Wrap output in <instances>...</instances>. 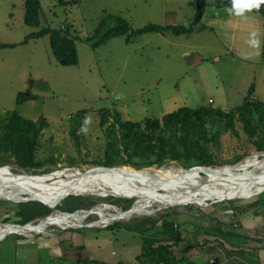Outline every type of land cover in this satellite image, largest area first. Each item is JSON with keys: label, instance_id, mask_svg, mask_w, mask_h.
Listing matches in <instances>:
<instances>
[{"label": "rangeland", "instance_id": "obj_1", "mask_svg": "<svg viewBox=\"0 0 264 264\" xmlns=\"http://www.w3.org/2000/svg\"><path fill=\"white\" fill-rule=\"evenodd\" d=\"M25 1L0 0V44H17L15 47L0 49V129L15 110L33 121L46 117L50 127L44 130L41 137L38 160L49 161L55 158L56 161L31 171L34 174L29 177L21 173L27 171L16 164L14 157L7 156L0 159V169H3L1 174H13L19 178L49 184L103 172L94 170L93 162L103 156L107 144L106 134L100 126L101 110L105 108L118 110L124 120L143 122L149 117L162 118L182 107L198 109L212 106L228 112L242 105L250 96L251 90L253 100L264 102V16L259 11L253 10L246 17H239V20H244L249 26L239 24L238 34L234 31L236 16L230 28L227 27L228 24L225 25L227 15L224 13L229 8L209 5L194 32L180 35L171 32L147 33L132 37L121 35L93 48L86 38L94 35L101 21L109 15L127 19L133 29L143 28L151 23L189 27L196 18L198 0H66V4H60V0H41L43 19L38 27L25 24ZM221 10H224L223 13ZM47 26L66 30L70 37L76 38L78 65H60L52 52L48 35L21 44L26 36ZM252 32L258 34V50L250 48L247 43ZM244 43H247L246 46ZM21 92L37 94L39 99L18 105L17 98ZM211 99L214 100L213 103ZM82 111L86 112L80 113ZM86 118L91 123L87 133L78 131L81 135V144L78 146L73 132L81 128ZM238 128L242 137L226 132L221 136L220 146H210L220 163L231 160L246 150L248 153L244 159L257 153L247 140L241 125ZM72 157L77 158L78 164L70 165ZM262 163L264 157L253 156L240 166L222 169L210 178L237 170L246 174L255 171ZM164 166L177 170L183 176L198 175L200 179L207 178L201 175L216 170V166H189L184 169L177 161L168 162ZM125 170L132 168L126 166ZM85 172L89 173L84 175ZM34 176L50 177L35 179ZM123 176L118 171L109 170L100 177L92 176L96 179L84 180L82 183L116 180ZM184 184L196 186L192 183L167 182L154 178L137 189L126 183L129 189L116 194L101 190L95 195H85L64 190L53 192L63 195L61 200H56V205L43 202L41 198L44 195L38 197L32 190L25 191L20 197L9 196L7 192L20 191L21 188L16 183H8L5 192L0 191V229H7L0 231V264H49L44 260L45 251L40 249L51 244L52 238L46 234H62L72 237L74 241L73 243L69 237L59 238L60 246L54 248L53 252L50 251L55 256V264H92L94 260L89 257L92 253L97 255L99 252L98 258L103 260L102 264L107 262L108 255L114 251L119 255L113 257L119 258L124 249L121 248L123 235L130 236L131 233L119 226L109 227L107 223L120 217L121 210L129 209L136 200L138 203L135 214L119 221L131 223L135 218H159L167 214L177 223L192 218L209 219L216 214L228 213L229 216L232 214L229 211L232 207L242 204L244 209L241 212H246L247 205L264 196V191L251 196H236L238 193H233L226 197L215 196L213 199L218 201L213 202L212 199L199 195L198 188H181ZM223 184L226 182L212 181L213 186H224ZM255 184L258 182L250 183L239 191L251 189ZM184 191L192 195L183 198L181 192ZM174 195H178V198H173ZM70 196H83L86 202H96L92 209L79 211L96 209L98 214L86 216V213L81 212L66 219V225L51 223L46 228L37 227L36 230H31L28 226L18 229L2 224L13 223L14 219L5 221L9 217L19 219L18 213H23L22 218L25 220L33 218L30 221L33 224L45 222L46 220L39 222V219L54 213L49 221L55 223V211ZM126 199L133 200L127 209ZM159 199H163V202ZM221 199L226 200L220 201ZM166 200L173 202L168 204L164 202ZM113 205L118 207V211L114 210ZM178 214L183 216V220H179ZM73 218L81 221L69 224ZM89 224L94 225L88 226ZM74 225L82 227H67ZM30 233L31 237L28 235ZM5 235L7 236L3 238ZM133 236L140 243L141 238L149 234L136 232ZM127 247L128 252L133 249Z\"/></svg>", "mask_w": 264, "mask_h": 264}, {"label": "trees", "instance_id": "obj_2", "mask_svg": "<svg viewBox=\"0 0 264 264\" xmlns=\"http://www.w3.org/2000/svg\"><path fill=\"white\" fill-rule=\"evenodd\" d=\"M68 3L60 0V4ZM214 5L220 8H230V0H198L196 18L189 26L184 25H157L148 24L143 28L133 29L130 22L118 15H109L104 18L94 35L86 38V41L93 48H97L107 43L113 37L121 35L147 34V33H167L176 35L194 32L201 23L207 7ZM259 13L264 16V5ZM43 19V6L41 0L25 1V24L31 27L41 25ZM66 30L43 27L37 32L26 36L21 44L28 43L31 39H38L48 35L50 46L57 62L62 66H75L79 64V54L76 38L70 37ZM17 44H0V49L5 47H15ZM253 90L245 102L230 111H223L212 106H203L198 109L182 107L177 111L165 114L162 118L149 117L143 122L124 120L122 113L118 110L108 108L101 110L100 126L107 137V144L103 156L94 161V170H101L110 167H117L125 170L130 166L132 170H144L150 172L160 169L166 163L177 161L184 169L189 166H218L223 164H237L242 161L243 154H238L231 160L220 163L216 159L215 151L210 150L212 144L220 146L221 136L226 132L242 137V131L247 135V140L253 145L257 152L264 151V102L252 99ZM39 99V95L21 92L17 98V104ZM82 111L80 113H84ZM50 127V122L42 116L38 121H33L22 116L18 111L10 113L0 132V159L12 156L16 164L27 172L38 170L48 162H55V158L49 161L38 160V150L41 137L46 128ZM78 128L73 135L77 145L80 146L81 135ZM247 146V145H246ZM82 152V150H80ZM80 152V153H81ZM78 164L76 157H72L70 165ZM144 168V169H142ZM21 172L26 175L34 173ZM263 187L260 189L262 190ZM259 190V191H260ZM58 192L46 191L44 193ZM239 192V191H238ZM252 195V194H251ZM250 196V195H249ZM235 197V196H233ZM63 195L51 193L41 199L49 204H56V200H61ZM263 197H259L250 207L256 208L261 204ZM129 208L133 200L126 199ZM96 202H86L83 196H70L64 201V205L59 209L75 213L81 209H92ZM56 216L64 214L55 213ZM179 220L183 216L178 214ZM16 218H6V222L13 220V223L24 225L34 220H25L23 213H18ZM119 226L129 232H139L144 235L142 252L138 256L146 264H184L186 260L175 256L173 245L182 240V231L179 229L176 220L170 214L159 218L144 217L132 219L131 223L116 221L109 227ZM74 231V230H71ZM76 231V230H75ZM82 231V230H80ZM44 233V232H42ZM53 238L56 243L59 236L46 234ZM31 237V233L29 234ZM172 243V244H170ZM30 247V246H28Z\"/></svg>", "mask_w": 264, "mask_h": 264}, {"label": "crops", "instance_id": "obj_3", "mask_svg": "<svg viewBox=\"0 0 264 264\" xmlns=\"http://www.w3.org/2000/svg\"><path fill=\"white\" fill-rule=\"evenodd\" d=\"M221 11L223 13L224 10ZM224 14L227 15V19L224 21L225 25L228 24L227 27L230 28L234 15H230L228 10ZM243 22L244 20H239V17H236L234 23L236 34L240 31L238 28L239 24L249 26ZM246 44L244 43L245 46ZM239 47L242 46L239 45ZM258 184L251 187V189L236 192L238 193L236 196L251 195L258 192L263 187L264 181H260ZM250 205H247L246 212H241L244 206L238 204L229 210L232 211L229 216L227 215L228 213L225 215L216 214L209 219L192 218V220L185 219L177 223L182 231V240L178 244L173 245L175 256L179 259L183 258V261L186 260L184 264H264V198L258 207L251 208ZM130 233V236L123 235L121 248L124 249L121 252V257H113L114 255H119L114 251L111 255H108L107 262H104L105 264H146L144 262L145 259L138 258L142 252L143 238L138 243L137 240L139 239L133 236V233L136 232ZM68 237L72 238L62 234L59 235L60 240ZM72 242L74 243L73 238ZM55 244L52 238L50 245L40 248L42 252L45 251L44 260L49 264L56 263L53 261L55 256L50 254V251L53 252L54 248L60 246L59 242L57 245ZM127 246L133 249L128 252ZM94 254L92 253L89 257L90 260L92 258L94 260L92 264H102L103 260L101 261L98 258L100 252L97 255Z\"/></svg>", "mask_w": 264, "mask_h": 264}, {"label": "bare ground", "instance_id": "obj_4", "mask_svg": "<svg viewBox=\"0 0 264 264\" xmlns=\"http://www.w3.org/2000/svg\"><path fill=\"white\" fill-rule=\"evenodd\" d=\"M253 156L264 157V154L255 153L237 165L223 166L221 168H218V169L212 171L210 174L201 175V177L202 176L207 177V178H203V179H200L198 177V175L183 176L177 170L166 168V166H164L163 168L161 167L162 169H160V170L156 169V170H153L150 172H146L144 170L116 169L119 173L124 174V176L121 177L120 179L118 178L116 180L96 181V182H88V183H82V182H85L84 180L96 179L94 177H100L102 174H104L105 172H107L109 170H106L103 172L101 171V172L88 174L90 176L78 177V178H76V180H71V181L61 180V181H58L55 183H49V184H44V183L42 184L38 180L30 181V180H27L26 178H19L13 174L4 175V174H8V173H2V174L0 173V191L5 192L6 187L8 186V183H16L17 186L21 188V190L20 191H14V190L9 191V192H7V194L9 196L20 197V195L22 193H24L25 191L31 192V190L36 192V194L39 195L38 197H40L41 195L46 196L45 194H47V193H44L46 191L61 192L64 190H67L68 193H72V192L84 193L85 195H95L101 190L105 191L108 194H116V193L125 192L129 189L128 185H125L126 183H130L134 189L135 188L137 189L139 187L144 186L145 183L150 182L154 178H161V179L166 180L167 182L192 183L196 186H189V185L184 184L183 186H181V188H184V189L190 188V187L198 188V189H200L199 192H197L199 195H201L202 197H207L209 199H212L213 202H215V200L218 201L217 199H213V197H215V196L216 197L217 196L226 197V195H228V194L231 195L233 193H236L240 189L247 187L250 183L264 181V163H262L258 168H256L255 171H250L249 173H246V174H244L242 171L237 170V171L232 172V173L227 172L225 174L219 175L218 177L210 178L216 172H218L222 169L236 168V167L240 166L242 163H244L245 161H247L248 159H250ZM3 168H5V166H3ZM1 171H3V169H0V172ZM198 171L200 172V171H205V170H198ZM51 174H54V173H51ZM125 174H128V175H125ZM129 175H132V176H129ZM4 176H11L12 178L11 177H4ZM92 176H94V177H92ZM29 177H32V175H29ZM48 177H50V176H34L33 178H35V179L36 178H45L46 179ZM214 180H216L218 182H226V184L225 185L223 184L224 186H213L212 181H214ZM256 185L257 184H255L254 186H256ZM69 189H71V190H69ZM262 191L263 190H260L253 195L260 194ZM49 194H51V193H49ZM49 194H47V195H49ZM55 194H57V193H55ZM181 194H183V198H188V196L192 195V193L186 192V191L181 192ZM169 195H173V194H169ZM163 196H166V195H163ZM176 197L178 198V195H174L173 198H176ZM227 198H229V197H227ZM159 200L163 202V199H159ZM164 202H167L169 204L170 202L172 203L173 200H166ZM137 203L138 202L136 200L135 204H134L135 207H136ZM188 203H190V202H188ZM184 204H186V203H184ZM100 209H103V208H100ZM69 217L70 216H68L66 214H64V216H54L53 219L56 222L55 223L51 222V223L52 224L66 225L68 222V220H66V219H68ZM78 218H84V217H78ZM76 221L78 222L81 220L73 218L69 224H71L72 222H76ZM44 223H46V222H43V223L40 222V223H34V224L32 223L30 226L28 225L27 228H29L31 230H36V229H38L37 227H44L45 226ZM111 223H112V221L107 223V225H110ZM89 225H94V224H89ZM67 227L65 226L64 228H67ZM16 228L20 229V228H24V227H16ZM1 230H7V229L2 228V229H0V231ZM20 235H25V234H20ZM28 235H25V236H28ZM6 236L7 235L3 236V238Z\"/></svg>", "mask_w": 264, "mask_h": 264}, {"label": "clouds", "instance_id": "obj_5", "mask_svg": "<svg viewBox=\"0 0 264 264\" xmlns=\"http://www.w3.org/2000/svg\"><path fill=\"white\" fill-rule=\"evenodd\" d=\"M230 8L228 12L230 15L236 17H246L248 13L253 10L259 11L261 6L264 5V0H230ZM250 48L258 50L260 48V40L258 34L252 32L247 41ZM91 123L90 119L86 118L79 129L80 132L87 133L88 125Z\"/></svg>", "mask_w": 264, "mask_h": 264}, {"label": "water", "instance_id": "obj_6", "mask_svg": "<svg viewBox=\"0 0 264 264\" xmlns=\"http://www.w3.org/2000/svg\"><path fill=\"white\" fill-rule=\"evenodd\" d=\"M258 154H264V151H260V152H257ZM245 159H243L242 161H244ZM241 161V162H242ZM241 162H239V163H241ZM239 163H237V164H239ZM237 164H225V165H221V166H216V167H214L215 169H218V168H221V167H223V166H233V165H237ZM195 167H198V168H207V167H204V166H195ZM117 168L116 167H110V168H105V169H101V170H103V171H106V170H110V171H117L116 170ZM188 171H190V170H192V169H187ZM93 171V170H92ZM89 172H91V171H89ZM89 172H85L84 173V175H87ZM28 173V172H27ZM30 173V172H29ZM224 200H226V199H222V200H220V201H224ZM43 202H45V203H48V202H46L45 200H42ZM49 204V203H48ZM187 204H190V203H187ZM192 204V203H191ZM113 207H114V210L115 211H118L117 209H118V207L116 206V205H113ZM81 212H84V213H86V216L87 215H93V214H98V211L95 209V210H84V211H77V212H75V213H71V212H67V211H63V210H61V209H59V210H56L55 211V213H59V214H66V215H68V216H75V215H78L79 213H81ZM54 214V213H53ZM53 214H51V215H49V216H45V217H43V218H40L39 219V221L40 220H46L45 222V226L43 227V228H46L49 224H51V222L49 221V219L52 217V215ZM130 214V216L131 215H133V214H135V205H133L132 207H130L129 209H127V210H121V214H120V217H117V218H114L113 219V221H112V223L111 224H113L114 222H116V221H119V220H122V219H124L125 217H127L128 218V215ZM150 215H152V214H146V216H150ZM129 216V217H130ZM32 222H29V223H27V224H24V225H20V224H16V223H2L3 225H10V226H12V227H27L28 225H30ZM110 224V225H111ZM88 226H90V225H88ZM92 226V225H91ZM104 226H107V225H104ZM69 228L70 227H73V228H81L82 226H77V225H74V226H68ZM66 229V228H65Z\"/></svg>", "mask_w": 264, "mask_h": 264}, {"label": "built area", "instance_id": "obj_7", "mask_svg": "<svg viewBox=\"0 0 264 264\" xmlns=\"http://www.w3.org/2000/svg\"><path fill=\"white\" fill-rule=\"evenodd\" d=\"M211 102H213V100H211ZM213 262H215V261L213 260Z\"/></svg>", "mask_w": 264, "mask_h": 264}]
</instances>
